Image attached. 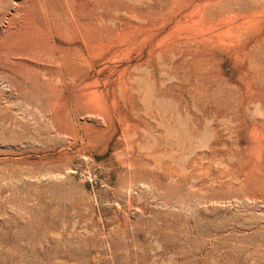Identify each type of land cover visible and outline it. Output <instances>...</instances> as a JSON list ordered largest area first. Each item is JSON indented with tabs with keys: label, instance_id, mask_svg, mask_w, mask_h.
<instances>
[{
	"label": "rangeland",
	"instance_id": "rangeland-1",
	"mask_svg": "<svg viewBox=\"0 0 264 264\" xmlns=\"http://www.w3.org/2000/svg\"><path fill=\"white\" fill-rule=\"evenodd\" d=\"M0 264H264V0H0Z\"/></svg>",
	"mask_w": 264,
	"mask_h": 264
}]
</instances>
